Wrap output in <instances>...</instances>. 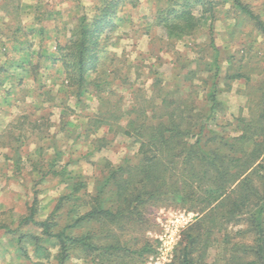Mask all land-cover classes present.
I'll return each mask as SVG.
<instances>
[{"label":"rangeland","instance_id":"obj_1","mask_svg":"<svg viewBox=\"0 0 264 264\" xmlns=\"http://www.w3.org/2000/svg\"><path fill=\"white\" fill-rule=\"evenodd\" d=\"M240 1L264 22V0ZM109 2L113 3L107 14L110 23L92 29L96 14ZM184 2L0 0V132L9 130L16 135L24 127L18 123L21 117L33 120L44 116L36 132L30 131V126L23 130L19 166L15 167L11 159L13 151L0 147V264H89L80 249H67L69 252L63 254L58 239L46 236L42 222L48 220L54 233L64 227L76 236L87 228L96 230L99 221H73L90 210L88 204L81 203L84 195L89 200L95 187L100 186L98 181L115 167L125 165L137 150L138 144L121 130L130 117L127 111L134 105V94L149 97L155 90L154 95L160 99L174 90L187 92L191 80L196 86H191V91L196 101L201 100L213 80L206 68L212 60L213 50L208 45L211 38L219 52L217 99L226 106L224 117L216 115L215 125L221 126H212L220 132H236L225 121H232L238 113L247 114L244 93L249 88L246 79L239 78L223 89V74L231 65L230 72L246 73L253 80L262 78L264 34L234 1L206 0L186 6L192 12L194 27L179 36L158 19L157 12ZM84 27L91 47L85 55L88 66L84 76L91 83L84 86L78 98L71 90L79 57L72 53L78 50ZM258 72L261 74H254ZM103 79L108 84L100 86ZM115 110L121 113L118 120L109 117V124L97 122ZM39 146L43 147L41 154L37 153ZM54 149L63 152L59 161L50 158ZM65 162L67 167H59ZM47 169H60L62 173L42 177L40 171ZM74 182L83 186L79 198H63L58 203L70 193L69 185ZM108 197L109 193L105 195ZM140 209L139 222L123 218L124 225L115 224L113 230L111 225L107 232L126 240L137 252L144 243L152 245V252L140 254L136 264H148L158 257L162 241L170 232L171 263L182 231L194 222L198 212L174 205L143 204ZM31 212L33 221L22 220ZM180 214L193 216L171 233L170 221ZM212 237L206 260L224 264L222 233L215 231Z\"/></svg>","mask_w":264,"mask_h":264},{"label":"trees","instance_id":"obj_2","mask_svg":"<svg viewBox=\"0 0 264 264\" xmlns=\"http://www.w3.org/2000/svg\"><path fill=\"white\" fill-rule=\"evenodd\" d=\"M205 1L193 0L190 3L185 0L179 7H164L158 10V19L170 31L184 36L194 27L192 12L187 7ZM232 1L264 34V22L259 16L240 0ZM210 4L207 11H210ZM112 6V2L104 4L91 24L92 29L98 30L100 25L110 23L107 14ZM86 30L84 27V32H80L83 39L78 42L77 52L72 53L74 57H79L78 75L71 90L78 98L84 93V86L91 83L86 82L84 76V68L88 66L85 55L91 50ZM208 45L213 54L206 68L213 80L201 100L196 101V95L191 91V86H196L191 80L187 92L174 90L160 99L154 95L155 90L149 97L138 95L140 92L134 94V105L127 111L130 117L121 130L134 139L138 144L137 150L125 165L115 167L98 181L100 186L95 187L89 200L84 195L81 203L88 204L90 210L77 215L73 221L75 224L99 221L96 230L87 228L76 236L64 227L54 233L48 220L42 222L46 236L58 239L63 254L74 248L84 252V259L89 264H136L140 254L152 252V245L144 243V247L137 252L126 240L121 241L118 235L107 232L108 228L112 225L113 230L115 224L124 225L123 218L139 222L143 204L174 205L195 210L198 217L182 231L170 264H209L207 250L213 243L215 231L222 233L220 241L224 264H264V70L262 78L254 80L246 73L230 72L231 65L224 72L223 86L226 88L223 89H228L230 81L239 78L246 79L249 89L244 93L247 96V114L238 113L232 121H225L236 132H220L212 126L218 122L216 115L224 117L226 110L225 104L217 99L216 91L219 86L215 81L220 73L219 52L212 38ZM0 70L3 71V68ZM101 82L100 86L108 84L104 79ZM9 87L13 88V85ZM157 91L160 93L161 89ZM116 112L112 111L106 119L101 118L97 122L109 124V117L118 120L121 113ZM43 117L33 120L28 116L21 117L22 122L18 123L24 127L16 135L9 130L0 132V147L14 152L11 159L15 167L21 162L19 144L25 136L23 130L30 126L29 130L35 129L36 132L42 126L40 121ZM215 126L221 125L218 123ZM42 149L39 146L37 153L41 154ZM62 154V151L54 149L50 158L59 161ZM67 166L65 162L59 167ZM40 172L42 177L47 174L56 176L62 170ZM69 186L70 193L63 195L58 203L63 198L74 201L79 198L78 191L83 186L75 182ZM107 193L109 199L105 198ZM22 220L33 221L32 212ZM2 228L7 229L5 225Z\"/></svg>","mask_w":264,"mask_h":264},{"label":"built area","instance_id":"obj_3","mask_svg":"<svg viewBox=\"0 0 264 264\" xmlns=\"http://www.w3.org/2000/svg\"><path fill=\"white\" fill-rule=\"evenodd\" d=\"M193 215H184L180 214L178 217H176L175 220L170 221V228H172L170 231L171 233L176 232L178 229V226H182L184 224H187L189 222V219ZM169 238L172 234H168ZM166 237L164 241H162V247L160 248V254L158 257H156L154 260L148 262V264H169L171 261V249H172V239Z\"/></svg>","mask_w":264,"mask_h":264}]
</instances>
